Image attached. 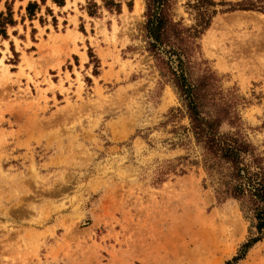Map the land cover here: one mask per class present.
<instances>
[{
	"label": "rangeland",
	"instance_id": "1",
	"mask_svg": "<svg viewBox=\"0 0 264 264\" xmlns=\"http://www.w3.org/2000/svg\"><path fill=\"white\" fill-rule=\"evenodd\" d=\"M29 1L38 18L0 38V264L232 259L254 229L236 200L217 199L199 149L177 144L167 115L180 100L147 51L145 1L96 16L88 0L0 11L21 20ZM186 1L176 14L191 24ZM201 44L264 152V12L217 14ZM237 264H264V239Z\"/></svg>",
	"mask_w": 264,
	"mask_h": 264
},
{
	"label": "trees",
	"instance_id": "2",
	"mask_svg": "<svg viewBox=\"0 0 264 264\" xmlns=\"http://www.w3.org/2000/svg\"><path fill=\"white\" fill-rule=\"evenodd\" d=\"M53 1L60 7L65 6V0ZM144 1L147 51L155 59L161 78L174 87L180 100V106L167 115V123L174 125L172 132L178 138L177 144L199 149L196 163L205 169L217 199L236 200L254 229L237 254L224 263L237 264L264 239V152L244 133L238 110L240 97L222 88L221 78L203 56L201 38L217 14L264 12V0H187L185 8L191 24H186L183 16L177 18L178 0ZM122 6V0H102L101 5L88 0L87 9L90 16H96L102 7L121 13ZM128 6L132 7L131 0ZM39 12L38 1H29L26 13L18 20L7 3V10L0 11V38L8 40L10 28L24 24L27 18L31 21L38 18ZM46 13L57 24L50 7ZM39 20L46 22L44 15ZM11 50L17 62L19 54L12 42ZM181 119H186L187 124L178 125ZM225 123L235 130H222Z\"/></svg>",
	"mask_w": 264,
	"mask_h": 264
}]
</instances>
